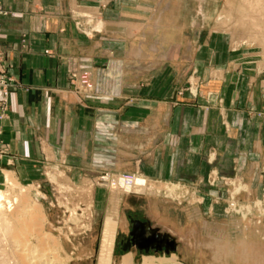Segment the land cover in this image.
<instances>
[{
  "label": "crops",
  "instance_id": "1",
  "mask_svg": "<svg viewBox=\"0 0 264 264\" xmlns=\"http://www.w3.org/2000/svg\"><path fill=\"white\" fill-rule=\"evenodd\" d=\"M0 8L6 12L0 17V55L8 77L21 86L7 97L0 88V184L4 171L29 182L48 167L101 162L135 167L155 182L183 186L188 200L212 202L216 193L207 178L213 169L262 167L264 124L247 116L240 93L223 90L221 110L184 104L173 89L158 99L155 81L143 87V59H157L160 44L169 46L164 59H174V51L186 59L184 45L190 43L179 35V17L174 35H155L156 0L148 7L142 0H0ZM93 18L100 19L96 32ZM83 25L91 32L80 31ZM85 73L90 87L81 85ZM212 152L213 164L207 159ZM150 212L156 218L154 200ZM158 225L152 227L161 232Z\"/></svg>",
  "mask_w": 264,
  "mask_h": 264
},
{
  "label": "rangeland",
  "instance_id": "2",
  "mask_svg": "<svg viewBox=\"0 0 264 264\" xmlns=\"http://www.w3.org/2000/svg\"><path fill=\"white\" fill-rule=\"evenodd\" d=\"M156 1L151 28L155 35H174L179 17L178 26L184 31L179 35L190 43L184 45L186 59H178V51H174V59H164L161 54L169 46L163 48L161 44L157 59H143V87L155 81L152 85L159 90L158 99L167 97L173 89L185 100L184 104L216 106L221 110L227 99L223 90L230 95L237 92L238 103L247 116L264 124V0ZM168 2L172 5L170 10L166 8ZM153 4L154 0H142L143 7ZM97 20L100 19L93 18V32L101 28ZM147 25L143 24V35ZM79 30L91 32L90 26L85 25ZM80 80L81 85L91 86L88 73ZM15 82L16 87H21ZM167 85V93L160 92ZM226 126L230 129L228 123ZM110 135L114 133L111 131ZM126 145V150L132 151L128 142ZM1 149L0 152L4 151ZM215 158L214 152L207 155L211 164ZM97 164L71 170L48 167L29 182L19 179L13 171L2 173L0 194L4 195L6 219L16 228L27 221L29 228L22 234L34 245H38L44 233L49 236L47 248L55 249L51 251V263L62 260L63 264H100L103 226L112 217L118 223L112 264H120L121 257L128 252L135 254L137 263H141L143 255L175 253L180 264H264V160L262 167H240L233 173L213 169L207 178L216 193L212 202L188 200L189 192L183 186L155 182L135 167ZM120 176L142 178L146 185L127 190L119 181ZM251 182H260L261 186L253 189ZM150 200L157 204L156 218L151 216ZM24 207V213L18 212V216L16 209ZM133 221L159 224L162 233L174 232L187 244L171 248L155 243L150 252L135 243L129 244ZM188 225L194 227L188 229ZM0 244V257H6L0 259V264H19L8 238L0 236Z\"/></svg>",
  "mask_w": 264,
  "mask_h": 264
},
{
  "label": "bare ground",
  "instance_id": "3",
  "mask_svg": "<svg viewBox=\"0 0 264 264\" xmlns=\"http://www.w3.org/2000/svg\"><path fill=\"white\" fill-rule=\"evenodd\" d=\"M120 182L122 185H124L126 187L127 190L134 188L132 185L126 184L125 180L123 178L120 179ZM144 183H145V180H143L142 178H137L136 182H135V184H136L135 186L146 185ZM3 199H4V195L0 194V229H1L0 236H5L13 244L12 252L14 253L15 258L17 259L16 261H19L20 262L19 264H54V263H51V255H52L51 251L53 249L47 248V245L49 243V241H48L49 236L46 237L47 235L45 236V233H44V236H41L40 240L38 241V245L32 244V242H30L28 240L29 238L27 239L26 235L22 234L23 230L29 228V225H28L29 223L27 221H26L27 223L25 221H23V223L20 224V226L18 228H16V225L14 226L11 223V221L9 222L5 217V213H4L5 210L3 209V207L5 208V206H3ZM4 205H5V203H4ZM23 209H25V207L16 209L17 210L16 213L18 216H19V213L21 211H23ZM24 211H23V213H24ZM25 217H26V215H25ZM29 218L31 219V216ZM37 223H39V222H37ZM35 225H37V224H35ZM117 226H118L117 221L112 217H108L104 223L103 231H102L100 254H99V261H100L99 263L100 264H112L113 263V252H114V246H115V241H116ZM30 227H32V226H30ZM37 228H39V226ZM31 229L34 231L35 228L34 229L31 228ZM152 229L157 231V233L160 235V238L163 239L165 237H168V239L172 240V242L175 243V245L177 247H182L185 244H187V243H185L183 238H181V236H179L178 234H176L174 232H171V235L173 236L172 237L168 233H161L159 231V228L152 227ZM40 230H39V233H40ZM33 231H31L30 233H34ZM165 244L169 245V243H167V241ZM0 246H1V244H0ZM1 249H3V248H1ZM3 252H4V250H3ZM8 253H10V252H8ZM1 258L6 259V257L3 255L0 257V259ZM57 264H63L62 260L57 261ZM88 264H92V263L90 262ZM120 264H180V263H178V256L175 253L170 254V256H155V255H150V254L149 255H143L141 263H137L135 254L133 252H128L121 257Z\"/></svg>",
  "mask_w": 264,
  "mask_h": 264
},
{
  "label": "water",
  "instance_id": "4",
  "mask_svg": "<svg viewBox=\"0 0 264 264\" xmlns=\"http://www.w3.org/2000/svg\"><path fill=\"white\" fill-rule=\"evenodd\" d=\"M134 222V229L131 233L133 237V243L137 244L139 248L145 249L149 251L151 246H155V243H160L163 246H168L174 248L176 245L169 240L168 237L160 238V235L152 229L151 224L149 222L142 223L140 221H133ZM165 241V242H164ZM169 243L166 245L165 243Z\"/></svg>",
  "mask_w": 264,
  "mask_h": 264
},
{
  "label": "built area",
  "instance_id": "5",
  "mask_svg": "<svg viewBox=\"0 0 264 264\" xmlns=\"http://www.w3.org/2000/svg\"><path fill=\"white\" fill-rule=\"evenodd\" d=\"M4 11H2L0 9V17L2 15H4ZM17 86V83L15 82V80L11 79L10 77L6 76V68H5V64L4 61L2 59V57L0 56V88L3 91V94L5 97H7L9 95V93L11 92L12 88H15ZM3 101L6 104V99H3ZM123 178L125 180V183L128 185H132L133 187H135V182H136V177H125V176H120V179Z\"/></svg>",
  "mask_w": 264,
  "mask_h": 264
},
{
  "label": "flooded vegetation",
  "instance_id": "6",
  "mask_svg": "<svg viewBox=\"0 0 264 264\" xmlns=\"http://www.w3.org/2000/svg\"><path fill=\"white\" fill-rule=\"evenodd\" d=\"M132 239H133V237L131 236L130 239L128 240V243L129 244H132L133 243V240Z\"/></svg>",
  "mask_w": 264,
  "mask_h": 264
}]
</instances>
